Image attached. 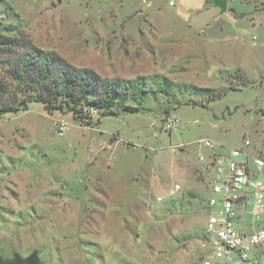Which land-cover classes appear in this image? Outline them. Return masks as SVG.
Listing matches in <instances>:
<instances>
[{
	"label": "rangeland",
	"instance_id": "374dc122",
	"mask_svg": "<svg viewBox=\"0 0 264 264\" xmlns=\"http://www.w3.org/2000/svg\"><path fill=\"white\" fill-rule=\"evenodd\" d=\"M31 46L131 85L111 115L77 106L90 125L20 105L35 92L8 69ZM0 79L17 107L0 113L1 262L200 264L216 165L244 138L264 159V0H0Z\"/></svg>",
	"mask_w": 264,
	"mask_h": 264
},
{
	"label": "built area",
	"instance_id": "2783aa9c",
	"mask_svg": "<svg viewBox=\"0 0 264 264\" xmlns=\"http://www.w3.org/2000/svg\"><path fill=\"white\" fill-rule=\"evenodd\" d=\"M248 143L229 147L209 178L200 264H264V159L249 154Z\"/></svg>",
	"mask_w": 264,
	"mask_h": 264
},
{
	"label": "trees",
	"instance_id": "16d2710c",
	"mask_svg": "<svg viewBox=\"0 0 264 264\" xmlns=\"http://www.w3.org/2000/svg\"><path fill=\"white\" fill-rule=\"evenodd\" d=\"M7 47L16 45L14 37L1 36ZM3 52L9 49H2ZM13 77L20 78L34 91L28 94L30 99L20 101L25 105L28 100L42 101L47 111L51 109L71 110L73 118L83 121L85 125L92 123L90 118L78 116L76 108L82 104L95 105L104 110L101 115H111L110 107L114 96L120 91H125L131 81L122 77H100L90 67H75L66 62L53 50H42L31 46L28 50L20 52L14 61L10 62L8 69ZM5 89L4 81L0 79V91ZM17 107L8 105L0 106V113L13 111ZM128 112L136 111L135 107H124ZM98 123L97 120L94 121ZM0 264H45L42 263L35 252H30L24 257L14 255L8 261Z\"/></svg>",
	"mask_w": 264,
	"mask_h": 264
},
{
	"label": "water",
	"instance_id": "95a60500",
	"mask_svg": "<svg viewBox=\"0 0 264 264\" xmlns=\"http://www.w3.org/2000/svg\"><path fill=\"white\" fill-rule=\"evenodd\" d=\"M212 4L219 8L220 12L225 11L226 9V0H210Z\"/></svg>",
	"mask_w": 264,
	"mask_h": 264
},
{
	"label": "crops",
	"instance_id": "0c3cea01",
	"mask_svg": "<svg viewBox=\"0 0 264 264\" xmlns=\"http://www.w3.org/2000/svg\"><path fill=\"white\" fill-rule=\"evenodd\" d=\"M226 3H227V0H226Z\"/></svg>",
	"mask_w": 264,
	"mask_h": 264
}]
</instances>
